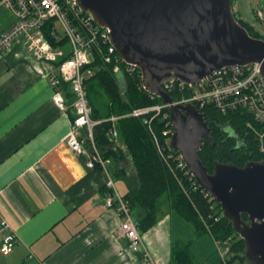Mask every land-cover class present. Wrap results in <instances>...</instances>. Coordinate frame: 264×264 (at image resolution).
<instances>
[{
  "label": "crops",
  "instance_id": "0c3cea01",
  "mask_svg": "<svg viewBox=\"0 0 264 264\" xmlns=\"http://www.w3.org/2000/svg\"><path fill=\"white\" fill-rule=\"evenodd\" d=\"M53 72L23 41L0 57V249L9 237L18 238L9 255L0 250V264H149L143 250L129 249L119 214L106 206V173L68 146L74 100L68 90L67 112L56 106ZM121 167L127 177L118 185L112 160L124 197L136 171L129 159ZM180 219L163 202L157 225L141 232L153 259L171 264L172 241L180 238L194 242V264H223L210 234L198 237Z\"/></svg>",
  "mask_w": 264,
  "mask_h": 264
},
{
  "label": "water",
  "instance_id": "95a60500",
  "mask_svg": "<svg viewBox=\"0 0 264 264\" xmlns=\"http://www.w3.org/2000/svg\"><path fill=\"white\" fill-rule=\"evenodd\" d=\"M127 64L137 66L147 92L170 105L174 134L167 141L184 159L198 184L245 241L247 264H264V160L244 167L200 157L212 141L205 114L195 105H174L163 84L175 77L198 84L213 71L260 64L264 82V39L252 37L233 11V0H77ZM247 216V220L244 219Z\"/></svg>",
  "mask_w": 264,
  "mask_h": 264
},
{
  "label": "built area",
  "instance_id": "2783aa9c",
  "mask_svg": "<svg viewBox=\"0 0 264 264\" xmlns=\"http://www.w3.org/2000/svg\"><path fill=\"white\" fill-rule=\"evenodd\" d=\"M0 10H7L12 15L10 20L4 22L6 28L0 30V57L13 43L23 41L35 59L54 66V72L50 76L54 103L60 110L67 112L68 90L74 100L75 116L66 136L68 146L76 154H88L90 168H99L106 173V206L119 214L120 233L129 241V249L136 252L143 250L149 264H159L144 244L130 202L116 187L111 171L112 159L105 156L97 146L95 131L103 121L93 119V108L86 88V81L95 74L90 66L97 51L102 52L104 49L102 55L105 62L115 64L114 73L122 81L124 73L138 72L145 89L140 69L123 61L111 42L109 29L97 25L93 17L80 8L77 0H0ZM51 37L57 45L52 44ZM63 40L65 44L61 45ZM261 73L260 64L234 65L213 71L198 84H185L175 77L172 81L164 83L163 89L169 94H180V97L174 100V105L193 104L201 112L209 105L215 106L223 115L247 110L255 121L263 126V132L258 134L263 139L264 82ZM169 107L170 105L165 103L156 104L134 110L126 116L143 117L145 124H151L156 118H160L164 124L163 137L168 141L175 132ZM121 118L113 116L107 119L112 123L108 136L115 146L120 138L117 122ZM174 158L177 168L194 183V187L201 189L206 198L214 201L198 184L183 157L178 153ZM3 226L6 227L5 222ZM17 241L16 236L9 237L2 244L1 253L9 255ZM214 243L223 264H230L234 257L232 238L214 239Z\"/></svg>",
  "mask_w": 264,
  "mask_h": 264
},
{
  "label": "trees",
  "instance_id": "16d2710c",
  "mask_svg": "<svg viewBox=\"0 0 264 264\" xmlns=\"http://www.w3.org/2000/svg\"><path fill=\"white\" fill-rule=\"evenodd\" d=\"M239 22L252 37L262 38L252 34L246 23ZM50 39L57 45L52 37ZM103 50L97 51L90 66L95 74L86 81L93 119L103 121L95 131V139L101 152L114 161L115 177L126 179V170L121 163L127 159L136 171L135 182L132 181L124 198L130 202L133 215H138L140 232L145 233L157 225L162 203L166 202L193 226L198 237L210 234L213 239L232 238L234 257L230 264H247L245 241L235 232L233 223L223 216L221 205L206 198L201 189L194 187V183L177 168L174 157L178 152L173 151L163 137L161 119L145 124L143 117L126 116L134 110L162 104V99L153 97L143 88L138 72L124 73L122 81L114 73L115 64L105 62ZM170 95L174 100L180 97L177 92ZM202 112L211 129L212 141L205 142L200 157L210 173L214 171L215 162L244 167L248 162L264 160V138L258 135L263 132V126L247 110L223 115L215 106L209 105ZM113 116L122 117L117 127L126 146L125 152L108 136L112 123L107 119ZM243 217L247 220L246 215ZM193 244V241L174 238L171 264H194Z\"/></svg>",
  "mask_w": 264,
  "mask_h": 264
},
{
  "label": "rangeland",
  "instance_id": "374dc122",
  "mask_svg": "<svg viewBox=\"0 0 264 264\" xmlns=\"http://www.w3.org/2000/svg\"><path fill=\"white\" fill-rule=\"evenodd\" d=\"M233 11L238 20L243 21L251 28L252 34H258L262 37L261 39H264V0H233ZM0 12V30H2L6 28L4 22L7 19L10 20L12 15L7 10H0ZM117 143L124 144L122 137ZM115 180L118 185L124 182L120 177H115ZM180 220L189 228L190 232H194L190 223L183 218Z\"/></svg>",
  "mask_w": 264,
  "mask_h": 264
}]
</instances>
